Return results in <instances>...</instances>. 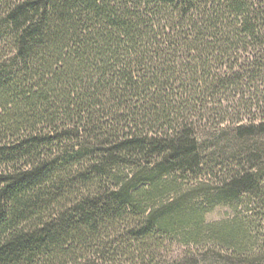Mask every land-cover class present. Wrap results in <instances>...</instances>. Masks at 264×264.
Listing matches in <instances>:
<instances>
[{"label": "trees", "instance_id": "obj_1", "mask_svg": "<svg viewBox=\"0 0 264 264\" xmlns=\"http://www.w3.org/2000/svg\"><path fill=\"white\" fill-rule=\"evenodd\" d=\"M213 181L248 216L206 236L176 201ZM105 226L264 261V0H0V264L102 262Z\"/></svg>", "mask_w": 264, "mask_h": 264}, {"label": "rangeland", "instance_id": "obj_2", "mask_svg": "<svg viewBox=\"0 0 264 264\" xmlns=\"http://www.w3.org/2000/svg\"><path fill=\"white\" fill-rule=\"evenodd\" d=\"M218 183L214 181L208 184H205L204 187H195L193 191L184 193L182 192L184 188H181L179 195L177 196V203L179 205L182 204L181 209L184 212H200L204 214V224L198 227L201 235H209L211 233H216L220 228L230 224V223H239L245 224L244 220L248 215L246 213V199L240 200L238 203H219L216 200V189L218 187ZM219 203V205H216ZM213 225L212 227H210ZM103 236L107 237L104 243L107 245L106 251L107 256L104 257V260L95 261L93 263V259L89 260L87 264H110L108 259H112V262L115 260L116 264H169L171 260L179 257L182 252L185 250L182 240L181 231L170 232V234L159 235L156 237L148 238L145 241L147 251L145 252V256H139V254H135L133 256L127 254H133L134 250H127V254L121 255L118 254V249L114 247L113 243L117 237L122 233H125L126 230L123 227H110L105 226L100 228ZM99 230V231H100ZM187 230H192L189 228ZM253 242L255 239L253 237ZM190 253L192 260L188 259L187 264H224L225 255L222 249H215L211 246V244H201L195 248H191ZM114 257V258H113ZM117 257V258H115ZM121 257V260H120ZM122 262V263H121ZM195 262V263H194ZM233 264H239L238 262H234ZM246 264H264V261L261 257L250 260Z\"/></svg>", "mask_w": 264, "mask_h": 264}]
</instances>
